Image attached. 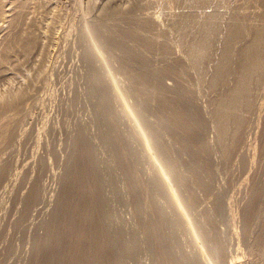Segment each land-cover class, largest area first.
<instances>
[{
	"label": "rangeland",
	"instance_id": "obj_1",
	"mask_svg": "<svg viewBox=\"0 0 264 264\" xmlns=\"http://www.w3.org/2000/svg\"><path fill=\"white\" fill-rule=\"evenodd\" d=\"M10 1L0 18V93L29 66L1 59L12 26L39 39L31 61L44 68L22 110L0 117V264H42L55 231L59 264H264L263 84L249 107L234 108L241 124L224 146L212 114L233 81L213 84L219 52L228 45L236 54L256 29L264 44V0ZM211 15L216 35L201 76L175 35L182 20ZM236 24L240 36L226 42ZM158 94L190 107L191 130L166 117ZM79 142L94 172L87 213L108 243L101 261L90 248L103 238L88 227L71 262L72 217L60 223L57 212L77 184ZM67 204L78 206L74 195Z\"/></svg>",
	"mask_w": 264,
	"mask_h": 264
},
{
	"label": "bare ground",
	"instance_id": "obj_2",
	"mask_svg": "<svg viewBox=\"0 0 264 264\" xmlns=\"http://www.w3.org/2000/svg\"><path fill=\"white\" fill-rule=\"evenodd\" d=\"M2 2L3 5L0 4V9L3 8L4 13L0 18H2L3 21L5 18H7V16H9L7 13L10 12L11 14V6H10L11 1L3 0ZM214 16L212 15L208 16L206 19L201 21L196 19L192 20L191 18L184 19L182 20L180 26L178 27L177 35H175L177 36L176 40H179V42H181L186 47L192 66L196 68V70L199 72L201 76H204L203 73L204 71H206L205 68L208 65L205 63V61L210 59L212 54L210 52V49L215 40L214 34L217 28L213 22H212L213 24L211 23V20L212 18H214ZM2 31L3 29L1 27L0 38ZM193 33H196L197 35L193 37L192 36ZM240 34H241L240 26L237 24L232 25L229 28V33L226 38V42L230 43L231 41H235L236 38L240 36ZM39 50L41 51V44L37 37L24 32L23 30L19 29L17 26H12L11 32L8 34L5 40L4 55L3 54L1 55V59L2 61H6L8 60L9 54H12V56H20L23 62L29 63V66L24 70H21L24 68L23 65L19 67L20 70L17 71H19L20 74L18 76L14 75L15 82L13 83V86L11 85L5 87L3 91L0 93V117L5 118L10 116L8 112H12L13 110L16 112L22 110L25 101L29 98L30 88L33 86L35 80L41 76L42 70L44 68V64L42 61H38V62L31 61V58L33 57L35 52L40 53ZM234 62L236 63V66L233 68L232 64ZM33 64H35L36 67ZM213 70H214V81H213L214 85L220 84L221 86H223L228 82V76H230V74L233 75V81L231 85L229 86L227 91L224 90L225 94H223L221 100L216 103L212 111L213 121L217 128V137L215 136L216 140L219 137V141L224 146L227 137L229 135H233L234 137H237L238 130L236 129V127L237 124L238 125L241 124V121L239 119H236L237 117L235 115L234 108L239 107V104L246 106V108L249 107V105L254 99V96L256 95V93H258L261 84L263 85L261 86L260 91H263L264 89V44L259 30L256 29L255 34L251 39V41H249L246 45L241 47L239 51L236 52V54L233 53V50L228 45L223 47L219 52L218 59L214 64ZM8 73L12 74L14 72L9 71ZM141 80L143 83L148 84L150 79L146 77H142ZM196 83L198 82L196 81ZM41 86L42 84L39 85V88H41ZM96 91H98L100 95V99H99L100 105L102 109H105L106 102L104 101L103 92L99 90ZM154 100L156 101L158 107L162 110V112L166 114V117L168 116L173 120V123H176L177 125L181 126L184 129L191 130L190 128L192 125V118L190 117L191 110L190 107L187 106V104L181 101V99L174 102V100H170L168 98L163 97V95L161 96L158 94ZM255 105L256 104H254V106ZM81 143L79 142L80 150H78V154L76 155V159H75V165L73 167V169L78 170V173L74 171L72 173L74 174L75 177H77L76 178L77 184L74 187H72L69 191L67 190L68 192L65 191L67 193L65 194V196L61 198V203L58 207L57 212H59L58 214L62 217L60 219L61 221L60 223H63L64 217L66 216L72 217L69 219V222L65 224L70 227V230L71 232H73L74 235L73 244L71 247H68L67 250V256L69 257L71 262H74L79 259L76 256L77 246L75 244L79 242L82 237L86 236L85 230H87L88 227L91 228L97 234L98 237L103 238V242L101 243H99L98 240H92L91 241L92 246L90 248L91 251H93L96 254L97 260L101 261V259L103 258V252L101 254V249L104 250L103 247L105 246L107 247L106 250H108V243L105 235L99 229H97V223L101 222L99 217L98 216L91 217L90 211H88L87 213L88 206L89 205H91V207L94 206L93 199L95 195V189H94L95 183H93L90 179V177L94 176V172H93V166L91 164V159L89 158V154H88L89 151L87 149L86 144L83 142ZM82 156L83 157L85 156V159H82V161L84 162L82 163V165H79ZM87 167L91 168L92 171L89 169L86 170L85 168ZM159 184L162 185V181H160ZM70 194L74 195L75 203L78 206L75 205L70 206L67 204L68 196ZM160 218L162 217L160 216ZM70 220L72 221L70 222ZM63 242L64 240L61 237V235L57 233V231L53 232L52 237L48 242L51 244L52 249L51 250L49 249L48 251L49 253H46L45 251L42 264H59L63 256L61 251V246ZM155 242L158 251L166 255L165 244L163 242H157L156 232H155ZM101 244L103 245V247ZM77 264H82V263L78 262Z\"/></svg>",
	"mask_w": 264,
	"mask_h": 264
}]
</instances>
